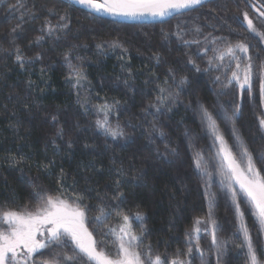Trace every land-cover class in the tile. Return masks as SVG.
Masks as SVG:
<instances>
[{
  "label": "trees",
  "instance_id": "obj_1",
  "mask_svg": "<svg viewBox=\"0 0 264 264\" xmlns=\"http://www.w3.org/2000/svg\"><path fill=\"white\" fill-rule=\"evenodd\" d=\"M23 2L30 11L15 7L17 0L0 3V209L35 208L37 192L70 203L79 194L98 250L115 258L120 229L127 228L140 238L137 250L143 259L150 248L153 259L159 255L165 264H199L186 244L199 220L200 250L207 264H215L205 193L185 133H195L200 149L209 150L193 108L201 103L211 109L218 100L232 109L241 89L235 80L229 83L238 60L226 50L250 45L247 54L235 52L241 68L248 56L254 64L253 93L242 90L236 124L264 176V130L258 118L264 116V100L255 67L264 64V47L239 19L243 0H211L156 23L100 18L66 0ZM46 21L67 28L49 36ZM113 42L122 47H112ZM66 56L80 71L79 82ZM184 78L187 83L181 85ZM105 119L125 135H106L97 126ZM166 144L176 152L165 157ZM117 180L122 199L116 198ZM212 188L224 264H248L233 210L218 186ZM242 208L260 255V236ZM65 256H75V264H91L72 254L68 242L40 249L29 264H66Z\"/></svg>",
  "mask_w": 264,
  "mask_h": 264
},
{
  "label": "snow or ice",
  "instance_id": "obj_2",
  "mask_svg": "<svg viewBox=\"0 0 264 264\" xmlns=\"http://www.w3.org/2000/svg\"><path fill=\"white\" fill-rule=\"evenodd\" d=\"M3 2L4 0H0V3ZM204 2L205 0H71L72 4H78L90 13L127 17L130 19H139L145 16L164 18L183 10L193 9ZM15 7L25 9L26 12L30 11L23 0H17ZM261 9H264V3L261 4ZM261 9H257V11H259L261 17H264V10ZM21 19H23V13L21 14ZM66 19L67 17H60V20ZM244 19L247 21V29L253 33H257V29L247 13H244ZM61 28H67V24H60L58 22L53 26L50 22L46 21V29L49 36ZM15 31L16 29L14 28L13 32ZM257 34L264 40V32ZM111 46L117 47L121 45L113 42ZM97 47L102 48L103 45H97ZM249 47L250 45L248 44L237 43L234 47H228L226 51L238 60L236 71L232 72L229 83L235 80L240 89L244 90L247 88L248 95L251 96L253 93L252 78L254 74L252 57H247V63L243 68H241L239 58L235 57L237 50L247 54ZM65 59L68 61L69 67L73 68V73L77 77V82H79L81 78L80 71L71 65V61L67 56ZM220 59H223V54H221ZM16 60L23 67L25 61L24 57L19 53V49H17ZM255 67L259 79V94L261 99L264 100V64ZM197 71H199V68H197ZM240 73H242V76ZM218 79L219 77H217ZM185 83H187V79H181L180 84L183 85ZM152 106L150 105V107ZM157 111H160L158 107ZM202 111V120H206L209 127L213 129V132H216L215 121L206 109H202ZM55 119L56 117H53V120ZM260 123L264 125V120H261ZM97 126L113 139L125 135L119 127L112 128L109 126L107 119L102 122L98 121ZM153 128L155 129V125H153ZM58 135H63L62 129L58 131ZM159 136L161 139H164L165 134L162 130L159 132ZM217 138L221 144L220 152L222 153V163L225 168V179L229 181L228 186L232 190L233 199L235 200L236 197V190L233 187L234 182L239 186L240 192L251 205L253 214L256 216L261 229L264 230V176L256 168L252 155L248 152L247 148L243 147L242 143L240 144L242 156L246 160V165L243 166L241 162H238L223 137L217 135ZM70 146L71 143L69 142ZM175 152L174 148H170L166 144L163 155L166 157L168 153L174 154ZM261 159H264V155L261 156ZM13 162L16 163L18 161H15V158H13ZM195 164L198 169L203 167L199 158L196 159ZM119 174L123 175V169L119 170ZM115 183L118 193L116 198L122 199L125 194L119 191L121 186L120 181L117 180ZM35 196L39 200V203L34 209L29 210L25 208L22 211L6 210L0 212V219L7 224V229H0V264H29V261H32L33 254L37 253L40 249H45L52 245L61 246L68 241L75 246V254H83L91 264H165L159 255L153 259L150 248L147 253V261L143 259L142 254L137 250L140 238L134 234H130L127 228L120 229L123 235L119 237L118 253L115 258L98 250L97 241L85 226L86 213L84 208L78 203L82 199L79 194L75 195V199L71 203L60 196L41 195L39 192L35 193ZM236 207L239 213L238 203ZM209 215H211V211ZM100 218V216H97L95 219L100 220ZM136 219L142 220L143 217L140 213H137ZM123 220L127 222L129 217L124 215ZM196 223L199 225L201 222L198 220ZM212 224L213 244H217L215 221H212ZM195 231L198 233L200 231L199 227L195 228ZM241 231L247 243L250 264H259L256 252L252 246L251 237L243 224H241ZM38 235L42 239H38ZM125 237H128L127 241H125ZM196 247L198 250V243ZM223 250L224 245H219L217 248L218 254H222ZM191 251L192 249L189 248L188 253L191 254ZM64 260L66 264H75V256H65ZM33 264H35L34 261ZM42 264H49V262H42ZM52 264H59V262L54 261ZM171 264H185V262L172 260Z\"/></svg>",
  "mask_w": 264,
  "mask_h": 264
},
{
  "label": "rangeland",
  "instance_id": "obj_3",
  "mask_svg": "<svg viewBox=\"0 0 264 264\" xmlns=\"http://www.w3.org/2000/svg\"><path fill=\"white\" fill-rule=\"evenodd\" d=\"M243 3L245 6L242 7L243 11L239 15V19L241 20L242 24L246 28L247 32L255 36L264 47V40H262L261 37L257 34L260 32H264V17H261L259 14V11H257V9H261V4H259L257 0H243ZM261 10H264V9H261ZM244 13H247L248 17L253 21L257 29V33H253L247 29V21L244 19ZM243 97L244 95L242 94V90H241L239 95L235 98V103L232 106L231 110H226L218 100H215V102L212 104L211 109L206 108L201 103H197L194 106L193 111H192L193 115L199 125L201 132L204 134L208 142V145H209V150L207 152H203L198 146L195 133L186 132L185 140H186L187 147L190 151V154L192 156L194 163L196 159L199 158L203 164V167L200 169L197 168V171H198V176H199V179L201 181V184H202V187L205 193L208 217H209V222H210L209 228L211 229V232L213 229L212 221H215V218H214L215 191L213 190L212 187H213V184H216L221 192V195L225 203L233 210L234 219L238 226V230L241 235L244 250L248 258V264H250V259L248 255L247 243L245 242L243 232L241 231V224H243L247 228L248 234L250 237L252 234H250V230H249L246 215H245L246 213L244 211V208H242V205L247 209L248 214L253 218V222L256 226V230L258 231V234L260 236V242H261V248H262L260 255L257 253V249L252 240V237H251V242L256 252L259 264H264V230L261 229L256 216L253 214V209L251 205L247 202L246 198L240 192L238 185L235 184L234 182H233V187L236 190V197H235V200L233 199L232 190L228 186L229 181L225 179V175H224L225 168L222 163V155L220 152L221 144H220L219 139L217 138V135L222 136L227 146L231 149L233 154L236 156L238 162H241L242 166L246 165V160L242 156V148L240 147V144L242 143L243 147L247 148L249 153L250 151L245 141L243 140L241 133L239 132L237 124H236V117H237V114L240 112V105L243 100ZM202 109H206L207 112L211 115L212 119L215 121L216 132H213V129L209 127V124L206 120H202V116H203ZM258 118H259V122H261V120H264V116L262 114H259ZM218 119L222 122V125L219 123ZM262 128L264 130V125H262ZM237 203L239 204V213L237 212V207H236ZM31 209H34V208H31ZM3 211L5 210L0 209V212H3ZM210 211H211V215H209ZM241 213L242 215H240ZM215 224L217 226L216 221H215ZM197 227L199 226L196 224L193 228L192 235L187 238L186 244L189 248H191L192 250L196 252L199 264H207L206 252L203 249L200 250V246L198 250L196 247L197 243L199 245V242H198L199 232L197 233L195 231V228ZM0 229H7V224H5L2 219H0ZM122 235L123 233L120 234L117 238L118 244H119V237ZM216 238H217V244H213V238H211L214 261H215V264H224L225 251H226L225 243L223 239L219 235H217V233H216ZM127 239L128 237H125V241H127ZM68 244H69L71 253L75 254L74 252L75 246L70 241H68ZM219 245H224V250L222 254H218L217 248ZM79 255L84 257L83 254H79Z\"/></svg>",
  "mask_w": 264,
  "mask_h": 264
},
{
  "label": "water",
  "instance_id": "obj_4",
  "mask_svg": "<svg viewBox=\"0 0 264 264\" xmlns=\"http://www.w3.org/2000/svg\"><path fill=\"white\" fill-rule=\"evenodd\" d=\"M66 1H68L69 3H71V0H66ZM208 1H211V0H205L204 3L208 2ZM72 5H74L75 7H78L80 9H83V10L89 12L87 9L83 8L82 6H80L78 4H72ZM199 6L200 5H198L196 7H199ZM189 10H191V9L183 10V11H181L179 13H174L172 16H167V17H164V18H159V17H155L154 18V17L145 16V17H142V18H139V19H130V18H127V17H120V16L99 15V14H95V13H91V14H93L95 16H98L100 18H104V19H108V20H112V21H116V22H121V23H156V22L166 21V20L170 19L171 17H173V16H175L177 14H180V13H183V12H186V11H189ZM221 155H222V153H221Z\"/></svg>",
  "mask_w": 264,
  "mask_h": 264
},
{
  "label": "flooded vegetation",
  "instance_id": "obj_5",
  "mask_svg": "<svg viewBox=\"0 0 264 264\" xmlns=\"http://www.w3.org/2000/svg\"><path fill=\"white\" fill-rule=\"evenodd\" d=\"M258 2H259V4H262V3H264V0H257ZM247 8V7H246ZM245 8V9H246Z\"/></svg>",
  "mask_w": 264,
  "mask_h": 264
}]
</instances>
